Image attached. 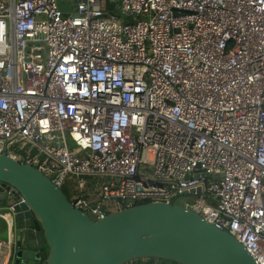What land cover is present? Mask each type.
<instances>
[{
  "label": "built area",
  "instance_id": "built-area-1",
  "mask_svg": "<svg viewBox=\"0 0 264 264\" xmlns=\"http://www.w3.org/2000/svg\"><path fill=\"white\" fill-rule=\"evenodd\" d=\"M2 154L92 221L187 196L264 264V0H0Z\"/></svg>",
  "mask_w": 264,
  "mask_h": 264
},
{
  "label": "water",
  "instance_id": "water-1",
  "mask_svg": "<svg viewBox=\"0 0 264 264\" xmlns=\"http://www.w3.org/2000/svg\"><path fill=\"white\" fill-rule=\"evenodd\" d=\"M119 17L134 22L126 12ZM10 188L25 201L8 213L16 241L10 264H256L231 235L178 203L134 205L92 221L41 171L2 154L0 209L16 202Z\"/></svg>",
  "mask_w": 264,
  "mask_h": 264
},
{
  "label": "rangeland",
  "instance_id": "rangeland-1",
  "mask_svg": "<svg viewBox=\"0 0 264 264\" xmlns=\"http://www.w3.org/2000/svg\"><path fill=\"white\" fill-rule=\"evenodd\" d=\"M77 2H78V0H58V3H59L60 8H61L63 11H66V12H70V11H72V10L75 8ZM64 193H65V195L67 196V198L70 199L69 194H68L67 192H64ZM186 198H187V196H185V197L179 199V200L177 201V203L182 204V200H183V199H186ZM3 240H5V234H4ZM3 240H0V256H2V255L5 253V251H6V250L3 248V245H2V241H3Z\"/></svg>",
  "mask_w": 264,
  "mask_h": 264
},
{
  "label": "trees",
  "instance_id": "trees-1",
  "mask_svg": "<svg viewBox=\"0 0 264 264\" xmlns=\"http://www.w3.org/2000/svg\"><path fill=\"white\" fill-rule=\"evenodd\" d=\"M5 234V225L2 220H0V238H3ZM128 264H175L170 261H165V260H159V259H140V260H135L132 261Z\"/></svg>",
  "mask_w": 264,
  "mask_h": 264
},
{
  "label": "crops",
  "instance_id": "crops-1",
  "mask_svg": "<svg viewBox=\"0 0 264 264\" xmlns=\"http://www.w3.org/2000/svg\"><path fill=\"white\" fill-rule=\"evenodd\" d=\"M0 240H3V238H0Z\"/></svg>",
  "mask_w": 264,
  "mask_h": 264
}]
</instances>
